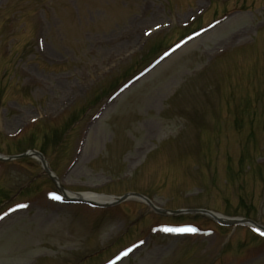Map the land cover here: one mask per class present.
Wrapping results in <instances>:
<instances>
[{
	"label": "rangeland",
	"instance_id": "1",
	"mask_svg": "<svg viewBox=\"0 0 264 264\" xmlns=\"http://www.w3.org/2000/svg\"><path fill=\"white\" fill-rule=\"evenodd\" d=\"M33 149L69 193L264 226V0H0V155ZM53 194L0 159V264H264L248 225Z\"/></svg>",
	"mask_w": 264,
	"mask_h": 264
},
{
	"label": "water",
	"instance_id": "2",
	"mask_svg": "<svg viewBox=\"0 0 264 264\" xmlns=\"http://www.w3.org/2000/svg\"><path fill=\"white\" fill-rule=\"evenodd\" d=\"M28 155L37 156L38 158L41 159V161L43 163V167L45 169V172L52 178V180L57 185L59 190L65 194V192H66L65 189L59 184V182L57 180V177L49 169V167L47 165V162H46V159H45L44 155L41 152H39L37 150H32L31 152H26V153H23V154H20V155H16V156H7V157H4V159H14V158L25 157V156H28ZM131 196L140 197V198L146 200L147 202H149L152 205L151 201L147 197H145V196H143V195H141L139 193H127V194L122 195V196H112V198L114 200L109 201V202H103V203L102 202H97V201H94V200L82 199V198H72L71 201H73V202H87V203H89V204H91L93 206L108 207V206L117 204L119 202H122V201L128 199ZM154 208L157 211L162 212V213L171 212V213H174V214L185 213V212H194V211H202V213H206V214H210V215L214 216L221 223L229 224V225H235V224H256L254 221H252L250 219H245V218H222V217H219V216L215 215L213 212L208 211V210L179 209V210L168 211V210L160 209V208H157V207H154ZM261 227L264 229L263 226H261Z\"/></svg>",
	"mask_w": 264,
	"mask_h": 264
},
{
	"label": "bare ground",
	"instance_id": "3",
	"mask_svg": "<svg viewBox=\"0 0 264 264\" xmlns=\"http://www.w3.org/2000/svg\"><path fill=\"white\" fill-rule=\"evenodd\" d=\"M67 194L68 196H76V197H81L85 199H92L98 202L110 201L113 199L109 196L96 194V193H67Z\"/></svg>",
	"mask_w": 264,
	"mask_h": 264
},
{
	"label": "snow or ice",
	"instance_id": "4",
	"mask_svg": "<svg viewBox=\"0 0 264 264\" xmlns=\"http://www.w3.org/2000/svg\"><path fill=\"white\" fill-rule=\"evenodd\" d=\"M53 198L55 199H60L59 196H56L55 194H53ZM21 207H25L24 205H21ZM0 219H3V217H0ZM165 231H172V232H195L196 229L194 228H168L165 229ZM259 231V229H258ZM264 234V233H262ZM129 251H131V249H129ZM124 255H127V253H124Z\"/></svg>",
	"mask_w": 264,
	"mask_h": 264
}]
</instances>
